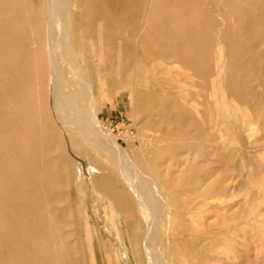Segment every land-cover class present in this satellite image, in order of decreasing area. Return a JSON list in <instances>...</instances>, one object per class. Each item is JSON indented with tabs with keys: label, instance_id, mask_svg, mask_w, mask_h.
Wrapping results in <instances>:
<instances>
[{
	"label": "rangeland",
	"instance_id": "374dc122",
	"mask_svg": "<svg viewBox=\"0 0 264 264\" xmlns=\"http://www.w3.org/2000/svg\"><path fill=\"white\" fill-rule=\"evenodd\" d=\"M148 1L110 22V49H87L102 130L161 185L165 264H264V0ZM29 42L25 88L0 113V264H147L144 229L121 219L130 198L107 196L133 189L90 133L51 122Z\"/></svg>",
	"mask_w": 264,
	"mask_h": 264
},
{
	"label": "bare ground",
	"instance_id": "6f19581e",
	"mask_svg": "<svg viewBox=\"0 0 264 264\" xmlns=\"http://www.w3.org/2000/svg\"><path fill=\"white\" fill-rule=\"evenodd\" d=\"M147 1L148 0H0V113H5L9 108L8 106L11 105L10 103L12 102L13 105L14 101H17V97H20V93L22 94L25 88L23 85L28 76H26L25 72L23 73L22 71L21 73H17L14 69L18 68L20 70V68L23 69L30 65L26 55V44L29 42L28 32L32 31L35 36L29 43H34L36 48H40L44 51L43 53L45 55L42 63L48 73V104L50 109L49 112L51 113V122L53 121V124L60 123L66 128H70L71 130L74 129V131L78 130L80 133H90L91 140L98 145V148H100L104 154L109 153V156L114 154V156H110L109 158L113 162V169H117L120 173L122 172V175L123 173L125 175V178L123 177L124 179L122 181L118 180L117 183L131 187L133 192L128 193L124 189H118V191L114 190V192L112 189H109L111 194L109 192L110 196L109 194L107 196L114 200V204H120L115 197L122 196L130 198V204H128L126 208L120 207L122 208L120 209L122 210L121 212H123V218H121L123 223L125 225L128 224L132 228L140 227L144 229L142 247L147 264H165L154 247V242L157 237H155V232L157 231L158 218L160 217H158L159 212L157 213L156 208L158 210V208L162 207L164 204L161 199L157 198L159 190H162V188H160L161 185L145 175L146 173L142 172L139 163H136L131 153L127 152L125 148L121 147V144H118L114 138L110 137L102 130L98 117V101L96 102L97 95L95 94L96 89L91 79L92 77L89 76L91 73H89L87 69V63L95 56L93 53L87 52V49H92L93 51L100 45L110 49L115 44L116 36L114 37L110 33L112 28L110 22L114 19L122 21L126 19L127 16L129 17L131 12L134 11L140 12ZM23 11L31 13V15H22ZM142 14L144 13L142 12ZM218 16L220 15L218 14ZM139 23H141L140 20ZM131 32L133 31H130V33ZM131 37L132 36H130V39ZM122 39L123 41L126 40V38H121L120 40ZM123 41L118 40V42ZM14 51L17 55H14ZM80 52H82V54L79 57ZM64 63L68 64L66 73L63 67ZM110 76H112V73ZM117 76H115V78H118ZM213 79L211 78V80ZM108 80H110V78ZM117 82L118 80H116V83ZM112 83H114V81ZM108 84L110 85V83ZM118 85L117 83V88ZM109 87L110 86H108L107 89ZM19 102L21 105L22 101ZM140 107L142 108V106ZM87 136L90 137L89 135ZM87 139L90 140V138ZM87 139L84 140L87 141ZM93 142H91V144ZM138 156H140V154ZM109 162L110 161H108V163ZM95 164L97 165L98 162H95ZM110 165H112V163ZM142 165L141 167L143 169L144 167ZM103 174L105 175V173ZM101 178L102 181L106 179L104 176ZM102 185H104V183H102ZM120 199L123 200L122 198ZM121 205L122 204H120V206ZM125 231L127 232V230ZM127 243H130V241ZM170 261L173 262L169 259L167 263Z\"/></svg>",
	"mask_w": 264,
	"mask_h": 264
}]
</instances>
